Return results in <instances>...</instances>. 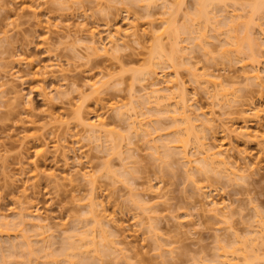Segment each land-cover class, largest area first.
Returning a JSON list of instances; mask_svg holds the SVG:
<instances>
[{
    "label": "rangeland",
    "instance_id": "rangeland-1",
    "mask_svg": "<svg viewBox=\"0 0 264 264\" xmlns=\"http://www.w3.org/2000/svg\"><path fill=\"white\" fill-rule=\"evenodd\" d=\"M101 1H104V3H101V5L103 4L101 11L96 8V5H90L88 2L84 12L82 10L77 11L74 8L62 9L53 0H0V79L2 81L4 78L6 79L2 83H6V86H2L3 90L0 89V92L3 91L2 94L0 93L1 99L4 97V101L2 100L4 103L0 101V214L6 215L5 218L8 216V219L14 222L16 216L12 211L18 213L20 202L24 200L32 201L36 207V209L33 208V211L40 213L43 220L46 219L43 221L44 224L50 226V230L52 229L50 233L52 232V235L56 237L52 239L54 243L51 248L53 254H61L60 252L63 251L62 249L66 243L65 239L67 240L66 236H71L76 231L81 233L83 227L90 224H87L86 221L90 216L88 211L93 196L92 188L88 184L89 182L73 177L78 170H87L97 178L98 182L96 201L99 202V207L97 212L100 214L104 210L103 212L106 215H110L107 216L108 219L111 218V222L106 220L109 224H113H110L111 226L115 227L109 225L113 229H108L109 231L113 230L112 233L116 230V235L119 238L117 239L114 234L113 236H111L112 234L109 235L108 246L110 247L106 248L105 251L104 247L100 248L102 259L93 258L92 256L87 264H202V261L206 263L205 260H211L219 253V249H217L219 242L222 241L223 244H227L228 240L229 243L233 242L232 236L234 233L231 234L233 230H237L238 232H233L241 234V237L244 235L243 238H246L250 235L249 230L258 225L255 217L256 212L260 213L261 216L263 215L262 218L264 217V141L258 138L248 140L245 136L246 141L241 134L235 136L236 131L234 130L235 128L239 133L244 128L243 125H246L249 126L254 135L264 133V111L261 118H256L250 110L255 106L264 110V90L251 85V82L247 81L246 83L244 76H240V80L238 77L239 74L242 75V69L239 64H231L222 56L221 46L225 39L223 41L221 39L225 36H220L217 39L213 36L214 33L211 30H207L208 41L211 43L208 46L209 53L198 47H193L190 41L185 39L182 46L188 49H186L185 55L182 53L179 58L180 62H184V65L179 69V78L187 89L188 98L194 106L192 109L198 110V108H201L200 112L201 110L203 113L205 112L206 118L211 119L214 117V123H216L215 125L211 124L212 129L205 130L204 135L207 136L204 137L205 141L212 145H224L228 150H226L228 158L231 156L229 162L233 163V167L244 178L232 183L227 178H222L214 173L206 178L204 174L196 175L193 172L195 176L193 175L194 180H191L189 175H191L192 170L189 172L190 169L184 163L182 155L178 153H175L173 157L171 156L172 158L170 157L169 166H164L160 160L152 155L151 146L154 143L160 144L161 140L174 138V129L171 128L170 119H164L158 115H148L150 111L148 107L143 106L141 110L135 101L136 98L134 99L131 96L133 92L136 93V96L140 95L142 87L152 80H156V76L142 82L136 81L134 76L137 73L141 74V71L148 69L150 66L147 60L152 48L150 44L153 42L150 39L152 33H148V31L151 30L152 22L157 20L154 24L158 25L157 29L160 27L161 20L170 18V15L165 14V12L172 10V12H177V16H175L177 17L176 25L182 26L185 24L184 15L192 13L199 0H168L171 7L169 10H166L164 0H147L152 3L149 10L145 7L147 2L145 3L142 0H111L109 9L106 7L105 0ZM26 6L37 9L36 16L33 15L34 13L32 14L31 10H24ZM103 7H105V10ZM93 8L96 9L93 10ZM232 9V6L229 7L225 11L226 13H222L224 11L220 10L218 13L219 18L223 20L233 12ZM84 25L89 32L90 30L97 31V35L100 37L96 35L95 40L99 42L101 39L99 44L96 43L97 46L101 47L102 44H105L104 46L109 48H111L107 40L109 33H105L108 27L106 28L105 25H111V28H113L111 30L114 32V29L119 27L122 30V38H124L126 46L121 45L122 51L117 55L113 53V50L107 55L102 53L92 55L87 49V46L90 45L88 31L80 32L77 29ZM132 26H135L137 31L139 29L137 33L143 36H140L139 44L136 43L137 41L135 42L132 35L134 30L129 29ZM255 27H257V24H255ZM255 27L253 28L255 36L262 38L259 28ZM160 29L162 28H159V31H161ZM224 29L221 27V32ZM144 31H147V34H144ZM126 32H128L127 35ZM182 36L187 38L186 34ZM163 38V43L169 46L170 43L166 36ZM192 48L193 50H191ZM246 52L249 53L247 50ZM258 54L264 62V49L258 50ZM12 56H17L18 59L23 60L21 65L14 63L11 66H16L14 71L16 70L20 75L15 73L19 78L23 77L20 80L10 75L14 71H10V74H8V72L6 73L7 69L4 68L5 65L6 68L7 65H10ZM115 56L119 58L116 59ZM11 67H9V70ZM41 67L47 68V75H35ZM152 67L159 74L162 81L169 78L171 80L176 79L172 69L165 70V74L162 66L154 64ZM262 68H264V64H262ZM188 69L198 71L199 75L202 72H204L202 74L211 73L213 70L216 72H213L214 74L220 73L225 82L231 83L230 86H233L234 90L238 87L236 89L239 92L236 90L234 94L237 98L235 99L234 96L235 100L232 99V102H230V104H233H231L232 107L229 105L226 108L225 106H223L224 108L218 106L206 91L205 85H202V88L204 87L202 89L198 83L196 84ZM208 70L209 72H205ZM2 71H5V73H2ZM16 74L15 76H17ZM232 74L238 75L237 79ZM1 75L6 76L3 78ZM230 77L235 78L234 81ZM1 80L0 85H2ZM96 80L109 81L108 90L102 95L92 94L89 90V85ZM235 80L236 83H234ZM243 80L245 81L243 82ZM234 84H237L235 88ZM247 84H250V86H247ZM11 86L14 89L7 90L12 89ZM233 89L232 91H234ZM14 91L17 93L19 91L22 98L16 100L21 102L15 100V103L13 102L14 99H9L15 97ZM11 92H13V96ZM79 94L80 96L82 94L86 99L85 104L88 106L86 111L95 110L94 104L98 96L104 98L102 103L108 109L99 107L100 111L96 110L101 115L105 112L104 115L109 122L108 128L112 129L111 134L116 139L115 145L112 144L110 147L114 146L117 154L112 155L108 150H100L97 147V142L89 138V135L84 133L83 128L71 116L75 108L71 106L73 104V106H76L75 103L77 104L80 101ZM7 100L9 102L12 100L13 105L10 103V106H7L6 103H9ZM233 100L234 102L239 100L238 104L233 103ZM27 102L32 104L33 109V112L30 111L33 114L31 116L28 114L29 117L25 113L27 107L24 109V104H27ZM113 102L122 105L124 111H131L133 107H136L139 111L146 113L147 115L141 117L144 119L142 123L146 125L147 122H151L150 126L142 125V128L135 131L128 118L120 117L117 111L109 108ZM18 103L19 106L15 107L14 105ZM20 104L23 105L20 106ZM100 108L106 110L103 112ZM107 110L110 112L108 113ZM246 110L249 111L244 113L243 111ZM200 112L196 111L195 113L200 114ZM50 114H54L53 116L63 115V119L66 123L69 122V125L66 123H63V125L52 123L46 129L40 130L45 123H50ZM30 118L36 122L34 127H31L28 122ZM202 118L204 120L203 115ZM24 120L27 124L21 122ZM158 121H160L159 123H161L163 129L154 131L153 125H156ZM221 123L227 128H231L230 130H234L235 133L232 134L230 133L232 131H229L228 133L231 136L227 132L225 135L223 129L226 127L224 126L222 129L223 125ZM60 126L62 127L59 128ZM25 128H27L26 131ZM147 129L151 130V136L145 133L144 130ZM203 131L200 130V132ZM24 135L32 137L25 140L21 145V138ZM200 135L203 136L201 133ZM39 136H43L42 139L44 138L49 143V151L44 158L36 160L35 151L38 148L36 138ZM61 139L62 141H60ZM58 140L60 143L57 142ZM19 143L24 147L21 148ZM55 143L61 145L57 151L54 150ZM129 148H132V150L130 151ZM188 149L189 155L194 157L196 155H193L196 153L194 144ZM22 156L25 159L27 158L23 163V168L20 164V166L18 165V160ZM33 159L36 165L40 167V171L38 170L40 174L41 170L42 172L46 171L47 174L54 172L60 178L63 179V176H67L70 180H61L60 183L54 181L57 183L55 184L50 177H45L50 180H46L44 177L38 178L43 174L38 175L37 179L29 176V174L33 175L35 169L33 166H36L28 163V161L32 162ZM128 161H130V174L127 173L126 176H123V163H128ZM20 168L26 173H22L23 171ZM38 179H41V181ZM71 179H73V183ZM28 180L29 182H27ZM31 185L36 187L33 188ZM130 187L136 188V192L134 190L130 191ZM24 188H28V192ZM24 190L26 191L24 192ZM22 193H26L25 197H21L23 196ZM142 194L141 200L148 201L144 204H149L152 210L149 209V206L150 211H147L145 210L147 207L140 209L141 204L138 203L139 206L137 205V196ZM17 200H19V203H17ZM212 201L224 203L222 205L224 209L228 207V210H225L227 211L225 219L232 223L227 224V220H222L224 216L212 217V213L208 211L211 209L209 206H211ZM100 202L102 205H100ZM16 207L17 209H15ZM141 221H144L143 224L146 225L143 226ZM146 222L148 224L155 223L156 227L150 230ZM31 224L26 228L35 231L37 228H32L33 224ZM90 225L88 228H90ZM229 225L234 227L230 229ZM13 228L10 227L0 231V264H2L4 256L8 264H35L34 261L30 263L26 251H23L25 249L21 247V243H23L21 242L23 241L21 236L23 233L25 236H27L26 234L36 235L37 233L24 230L22 232L20 229ZM84 230L87 231L86 228ZM48 231L49 229L47 235L50 236ZM95 233L98 234L97 231ZM96 234L94 236L98 240ZM31 238L33 239V237ZM49 240L51 239L49 238ZM248 242L252 245L251 241ZM35 243L37 244V241ZM158 244H162L165 249H168V253L166 252L163 258L160 255L162 252L159 251ZM114 245L117 247H113ZM251 245L248 246L250 250ZM259 246L257 244L256 249L263 251L262 248L264 247ZM249 253L248 256H251L250 251ZM261 253H264V251ZM40 258L46 259V257L41 256ZM58 259L60 260V258ZM46 261L47 259L44 260V262ZM239 263L242 264V262ZM248 264H251V262Z\"/></svg>",
    "mask_w": 264,
    "mask_h": 264
},
{
    "label": "bare ground",
    "instance_id": "bare-ground-1",
    "mask_svg": "<svg viewBox=\"0 0 264 264\" xmlns=\"http://www.w3.org/2000/svg\"><path fill=\"white\" fill-rule=\"evenodd\" d=\"M53 1L56 2L59 5V7L62 9L68 10V9L74 8L77 11L82 10L84 12L86 11V7H87L86 3H88V2L90 3V5L91 4L96 5L97 7L96 6L95 7L100 9V11L102 10L101 8L103 5V4L101 5V3H104V1H101V0H53ZM110 1L111 0H105V2L107 4L106 5L107 9H109L111 7L109 5ZM142 1L145 3L147 2L145 7L149 10L152 6V3L150 1L148 2L147 0H142ZM164 1H165L164 4L166 7V10L171 9V7L169 6V1L168 0H167L168 2L166 0H164ZM99 5L101 7H98ZM231 6L233 8L232 9L233 12L231 14L227 15L223 20H221L218 16L219 11L221 10V11H224L222 13H226L225 11L227 9H229V7H231ZM96 8H93V10ZM25 9L31 10L32 14L34 13L33 14L34 16H36V14L38 13L37 9H34L32 6H28V7L26 6L24 8V10ZM98 9H97V11H98ZM103 9L105 10V7H103ZM194 10L192 11V13H187L186 15H184L185 16V18H184L185 24L182 25L183 27L176 25L177 24L176 23L177 17H175V16H177L176 15L177 12H172V10L170 12L169 11L165 12V14L170 15V18L161 20L159 23L160 27H158L157 29H156V27L158 25H154L157 20L156 21L154 20L155 22L154 21L152 22V25L150 27L151 30L148 31V33L149 32L152 33V35H151L152 37L150 39L153 42L152 44H150V45H152V46H150L152 48L150 50V53L148 55L149 58L147 60L150 64V66L148 69L141 71L142 72L141 74L140 73L135 74L134 79L136 81L142 82V81L148 80V78H152V76H153V78H154V76H156V78H155L156 80H152L146 86L144 85V87H142V91H141L142 93L140 95L136 96V93L133 92L131 94V96L134 99L136 98L135 101L138 103V108H140L141 110H142L143 106L148 107V109L150 110L148 115H150V116H154V115L162 116V118L168 119V120L170 119V121H171V128L174 129V131H173L174 138H172V139L167 138V140H165V141L161 140L163 143L162 142L160 144L154 143L151 146V149L153 150L152 155L155 158H157L158 160H160L164 166H166V167L169 166L170 160L173 157V155L175 153H178V154L182 155V158L184 159V163L187 164L186 166L188 167V169H190L189 172H191V170H192V172H191L192 176L189 175V178L191 180H194V178H193V175L195 176L194 173H196V175L197 174L198 175L204 174L206 178H208L210 174L214 173V174L221 176L222 178H227L229 180V182L235 183L234 181L239 180V179H243L244 176L239 174V171L236 170L235 167H233L232 162H229V158L231 156L228 158V155H227L228 150L225 148L224 145H222V146L221 145L217 146L214 144L212 145L211 143L209 144L205 141L204 137H207V136L204 135V132H206L205 130H207V129L208 130L212 129L211 124H214V125L216 124V123H214L215 119H214V117H212L211 119L206 118L205 112L203 113L202 110H201L202 113L200 112L201 108L199 109L197 107L198 110L192 109V108H194V106L191 104V102H190L191 100L188 98V95L186 93L187 89L184 87L183 81H181L179 78V69L181 68V66L184 65V62L183 61L180 62L179 58L182 56L181 55L182 53H183V55H185V52L187 51L186 49H188L187 47L185 48L182 46V43L184 42L185 39H188L190 41V44H192L193 47H198L201 50H205L206 52L209 53L210 49L208 48V46H210V44H211L210 41H208L209 35H207L208 34L207 30L209 29L214 33L213 36L217 39H219L220 36H225V38L221 39L222 41L225 39L223 41V45L221 46L222 47L221 53L225 59H227L228 61L231 62V64L232 63H234L235 65L239 64L240 68L242 69V73H241L242 75L239 74L238 78H240V76H242V77L244 76L246 83H247V81L249 83L251 82L250 83L251 85L257 86L261 90H264V68H262V64H264V62L262 61V59H260L261 57L258 54V50L264 49V28H263V24H264V0H199L195 5ZM104 12H106V11H104ZM148 16H149V14H148ZM221 22H222V25H221ZM223 22H224V24H223ZM255 24H257L259 31L262 33V35H261L262 38L260 36L259 37L255 36L256 34L253 32V28L255 27ZM105 26H106V28L108 27L106 29L105 33H107V32L109 33L107 40L109 41L108 44L110 45L111 48L104 46L105 44H102L103 47H102V45H101V47L96 45V43L98 42L97 40H95V38H97V37H95L97 35L96 30H90V32H89L88 30H86L87 27L85 25L77 28L78 31H80V32L84 31V30L88 31V36L90 38V45L87 46V49L91 52L92 55H99L101 53L104 55H107V54H110L111 50H113V53H116V55H117L120 51H122L121 45L126 46V44H125L126 42H125L124 38H122L123 35H122L121 28L118 27L117 29H114L115 30V32H114L111 30V29H113V28H111V25L110 26L105 25ZM154 26H155L156 30L154 29ZM252 26H254V27H252ZM221 27L223 29L225 28L224 30H222V32H221ZM257 27H255V28H257ZM159 28H162V29H160L161 31H159ZM129 29L134 30L132 35L135 38V42L137 41L136 43L139 44L140 43L139 38L141 36L140 34L137 33L139 31V29L137 31L135 29V26H132L131 28L129 27ZM98 33H99V35L101 34L100 31ZM127 33L128 32H126V35H127ZM144 34H147V31H144ZM183 34H186L187 38L183 37L182 36ZM164 36H166L167 40L169 41V43H170L169 46H166L163 43V39H164L163 37ZM98 37H100V36H98ZM102 37H104V36H102ZM141 37H143V36H141ZM100 41H101V39H100ZM99 42H98V44H99ZM191 50H193V48ZM246 50L249 51V53L246 52ZM186 54L189 55L188 53H186ZM11 58H12L11 62L9 63L10 65H7V68H6V65L4 67L5 69H7V71L6 70L5 71H6V73L8 72V74H10L9 73L10 71L13 72L15 67H16V66L11 67L12 64L18 63L19 65H21V63L23 62V60L21 61L20 59H18L19 57H17V56H12ZM115 58L118 59L119 57L115 56ZM187 59H189V58H187ZM154 64L162 66L164 73H165V70L172 69L173 74H175L176 79L171 80L170 78L169 79L166 78L167 80L162 81V79L159 78V74H157L152 67ZM9 67H11L10 70H9ZM5 71H2V73L3 72L5 73ZM189 71L191 73L193 80L196 82V84L198 83L201 88H202V85H205L206 91L210 94L211 98L213 100H215V102L217 103L218 106H221V108L223 106H225V108H226L227 105L232 107L231 106L232 103L230 104V102H232V99H234L233 98L234 96H235V99L237 98L236 95H234L236 93V90H238V89H236L238 87L235 88V86L237 84H234V88H235V90H234L233 86H230L231 83L225 82L224 79L221 78L220 73L214 74L216 72H214L213 70L211 73L202 74V73H204V72H202V73H200L201 75H199L197 73L198 71L195 72V70H192V69H190ZM15 72H16V70L13 73H11L10 75L12 77H16L18 79L19 78L18 75H20V74L18 72H16L18 74L17 75ZM205 72H209V70L205 71ZM15 74L17 76H15ZM47 74H48L47 68L41 67L37 70V74H35V75H44L45 76ZM223 74H225V73L223 72ZM233 76L236 77V79H237L238 75L237 76L233 75ZM22 78H19V80ZM4 79H3V81L0 79L2 81L1 84L4 82ZM14 79H12L13 82H15ZM233 79H235V78H231V80H233ZM240 80H241V78H240ZM245 80H243V82ZM9 81H10V79H9ZM234 83H236V80ZM250 84L249 85L247 84V86H250ZM0 86H1L0 89L3 90V87L6 86V83L2 84ZM89 86H90L89 90H91L92 94L102 95L105 93V91L108 90L109 81L96 80V81H93ZM11 88H12V86H11ZM13 89H14V87L12 89H7V90H13ZM232 89L234 91H232ZM204 91H205V89H204ZM1 92H3V91H1ZM237 92H239V90ZM1 94H0V101L2 103L4 101V97L1 99ZM11 95L13 96V92H11ZM14 95H15V97L11 96L12 98H9L12 100L14 99L13 102H15V100L18 98L19 99L22 98L19 91H18V93L15 92ZM79 96H80V94H79ZM80 97H81L80 101L77 102V104L75 103L76 106H73L74 104L71 106L73 108L75 107L71 113V116H73V118L78 122V125H80L83 128L82 130L84 131V133H87L89 135L88 136L89 138H91L97 142V145H98L97 147L100 148V150H102V151L108 150V151H110V153L112 155L117 154L115 152L114 146L110 147L112 144L116 143V139L111 134L112 129L110 130L108 128L109 122L107 121V117H105V115H104L105 114L104 110H106V109L103 110L100 108L104 112L103 115H101V113L100 114L97 113V110H96V109L99 110V107H102V108L105 107V105L102 103L103 102L102 99H104V98L102 96L101 97L98 96L96 103L95 104L93 103L96 111L93 109L86 111V108H88V106H86V104H85L86 99L84 98V96L82 94ZM5 98H7V97H5ZM234 100H233V103L238 104L239 100L238 101L236 100L235 102H234ZM7 101L9 102V100H7ZM11 101L8 103L9 105L5 102L6 105L10 106ZM16 102H21V101L16 100ZM12 103H11V105H13ZM22 105L23 104H20V106H22ZM25 105H28V106H25ZM31 105L32 104L30 102H29V104H28V102H27V104H24V109H25V107H27L25 109V113L27 114L26 116H28V114H30V116L33 114V113H30V111L33 112ZM14 106L15 107L19 106V103L15 104ZM14 106H12V107H14ZM105 108H107V106ZM109 108H112L113 111H117V114L120 117H122V118L124 117L125 119L128 118L131 121L135 131H138V129L142 128V125L143 126L145 125L144 123H142V121L144 119H142L141 117H143L144 115H147V114L143 113L142 111H139L136 107H133V110H131V111H129V110L124 111L122 105H120L118 102H113L112 104H110ZM195 110L199 111L200 114L195 113L196 112ZM250 110H251V112L254 113L253 115H255L256 118H261L262 112L264 111L263 109L257 108L256 106ZM110 111L107 110L108 113ZM248 111L249 110H246L243 112L245 113ZM53 115H51V114L49 115V116H51L50 117V123L49 122H48L49 124L45 123L40 128V130L46 129L48 127V125H51L52 123L53 124L56 123L58 125H63V123L64 124L66 123V121L63 119V115H60V116L59 115L53 116ZM68 115H69V113H68ZM202 115L204 117V120H202L203 119ZM200 116H201L202 121L200 120ZM32 118H30L28 122L31 125V127H34L36 122L34 120H31ZM21 120H23V118H21ZM25 120L21 121V122H23V124H25L26 123ZM197 121H201V122H197ZM159 122L160 121H158V123L156 125H153L154 131H159V130L163 129L161 123H159ZM59 123H61V124H59ZM150 123L151 122H147V124L145 126H150L149 125ZM66 124L69 125V122ZM224 126L225 125L222 126V129ZM243 126H244V128H242L243 131H241L242 130L241 129L240 132L238 131L239 133H237V130L235 128H234V130L236 131V133L234 130H230L231 128H227L226 126H225L226 128L223 129V131L225 132V135H226V132H227V134H229L228 132L232 131L230 133H232V134L235 133V136H237V134L238 135L241 134L243 137L246 136L248 138V140H250L252 138H255V139L258 138V139H261L262 141H264V133H262V134L256 133L254 135V133L250 130L249 126H246V125H243ZM61 127L62 126H60L59 128H61ZM59 128H57V129H59ZM200 128L202 129V131L203 130L204 131L200 132V130H201ZM26 129L27 128H25V131H26ZM144 131L148 136L152 135L151 130L147 129ZM200 133L203 136H201ZM31 137L32 136H29V135L22 136V138H21L22 140L20 142L21 145L23 144V142L25 140H27ZM42 137L39 136L36 138V140H37L36 142L38 145V148L35 151V157H37L36 160H38V158L39 159L44 158L47 155V152L49 151L48 150L49 149V143L44 138L42 139ZM246 137H245V139H246ZM80 140H79V142H80ZM60 141H62V139ZM60 141L58 140L57 142L60 143ZM246 141H247V139H246ZM20 143H19V146H21ZM78 144H80V143H78ZM192 144H194V147L196 148L195 149L196 153H194L195 151L193 152L194 153L193 155L196 154L194 157L197 156V158H195V159H194V157H192V155L190 156L189 155L190 153L188 152V150H189L188 148H190V146ZM54 146H55V148L53 147L54 150L57 151V150H59V146H61V145L60 144L56 145V143H55ZM23 147L21 146V148H23ZM131 150H132V148L130 149V151ZM226 155H227V157H226ZM191 158H193L194 160H192ZM26 159L23 158V156H22V158L20 157V160H18L19 161L18 165L20 164L21 167L23 168V163L25 162ZM130 161H128V163H126L127 161L123 163V166H124V169H123L124 173H122L123 176H126L127 173L130 174V172H129V169H130L129 162ZM28 163L36 165V162L34 159L32 162L28 161ZM33 167L35 168V169L33 168L34 171L32 170L33 175L29 174V176H32L36 179H37V176L38 175L40 176L41 174H43V175H41L38 178L50 177L53 180V182L55 181V182L60 183L61 180L67 181L69 179L67 176H66L67 179L65 176H63L64 178L62 179L58 175L54 174V172L53 173L49 172L47 174L46 171L45 172L43 171L46 174L45 175L41 170V174H40V172H39L40 167L37 165L33 166ZM22 168H20V169L22 170ZM24 172L25 171H23L22 173H24ZM23 176H25V175H23ZM73 177H77L78 179L80 178L83 181H86L87 183L89 182L88 184L92 188L93 196H92V199L90 200V204H89L90 208L88 211L90 216L87 218V221H86L87 224L92 223V225L89 224L90 228H88L89 225L88 226L85 225L87 227H83L84 229L86 228L87 231H85L83 229V230H81V233L80 232L77 233V231H76L75 234H72L71 236L70 235L66 236L67 240L65 239L66 238L65 237L64 239H65L66 243L64 246L65 241L63 242L64 248L62 249L63 251L60 252L61 254H59V255L57 253L55 255L53 254V251L51 250L52 246H54L52 239L56 238V237L54 235H52V232L50 233V231L52 230V229L50 230V228H49L50 226L49 225L47 226L46 224H44L45 222H43V221H45L46 219L43 220L42 215H40V213L33 211V208L36 209V207L32 201H29V200L25 201L24 200L25 202L23 201V202L19 203L18 202L19 200H17V203L20 204L18 206L19 207L21 206V207L19 209V207L17 206L18 210H19L18 213H15V211L14 212L12 211V213L15 214L14 216H16L15 219L17 218L16 220L14 219V222L10 221L8 219V216H7V218H5L6 215H4L3 213H2L3 215L0 214V229H1L0 231H4L5 229H9L10 227H14L13 229H16V230L20 229V230H22V232H23V230L26 232H29V231H31V229L29 230L26 227H28L31 223L33 224V225L31 224L33 227L32 226H30V227H32L34 229L37 228L35 231L32 230L33 233L34 232H35V234L37 233L36 235H34L32 233L33 235L26 234L27 236H25L23 233L21 236V237H23V239H22L23 241H21V242H23V243H21V247L23 249H25L23 251L24 252L26 251L25 253H26V256H28L30 263L31 262L33 263V261H34L35 264L36 263L39 264L40 262H41L40 264H87L92 256H93V258L96 257V258H99L100 260L102 259V256H101L102 251L100 250L101 247H104V251L106 248L110 247V246H108V237L111 234H112L111 236H113V234L115 236L116 230L114 229L115 230L114 233H112L113 230L109 231V229H113L115 227V226H111L113 224L110 223L111 224L110 225L108 222L111 220V218L108 219V216H110V215L107 214L108 215L107 216L103 212L104 210L101 211L100 214L97 212L98 211L97 208L99 207V202L96 201V199H97L96 191L98 189L97 178L92 176V173L87 171V170H85V171L78 170L76 175ZM31 179H33V178H31ZM38 180L41 181V179H38ZM38 180H37V185L39 183ZM46 180H50V179H46ZM52 180H51V182H52ZM72 180L73 179H71V182H72ZM74 180L76 181V179H74ZM27 182H29V180ZM55 184H57V183H55ZM31 186H33V185H31ZM34 187H36V186L34 185L33 188ZM24 189H26V188H24ZM135 189L131 188L130 191H132V190L135 191ZM203 189H205V188H203ZM26 190H24V192ZM27 192H28V190H27ZM135 192H134V194H136ZM25 194H23V196H21V197H25ZM142 196H143V194L141 196H137V198H138V199H136L137 205H138V203H140L141 205L140 206L138 205L140 207V209H145L147 207L145 210H147V211L149 209L152 210L150 208L149 204L148 205L144 204V203H147L148 201L146 202L144 200H141L140 197H142ZM133 201H134V199H133ZM138 201H141V202H138ZM17 203L15 202V204H17ZM100 205H102V203ZM222 205H224V203H218L217 201H215V202L212 201L211 206H209V208L211 207V209H209L208 211H209V213H212V217L213 216L214 217L224 216L222 218V220L224 219V221H226L227 219H225L226 218L225 214L227 213V211H225V210H228V207L226 208L224 206L226 208V209H224ZM148 206H149V209H148ZM17 207L15 209H17ZM142 207H144V208H142ZM208 211H206V213H208ZM256 214L257 215L255 217L257 219L258 225H257V227H253L254 225H250L253 227V229L251 228L252 230H249V234L251 236L249 235L248 237L243 238L244 235L241 237L240 236L241 234L239 235L238 233L233 232V231L238 232L237 230H233L231 233L232 235L234 233V235L232 236L233 242L229 243V240H228L227 244H225V243L223 244L222 241L219 242L220 244L218 243L219 245H218L217 249H219L221 251V253L218 250L219 253H217L216 257L214 256L213 258H211V260H205L204 261V262L207 261L208 263L207 262L203 263V261L201 263L202 264H241L239 262H242V264H248L251 262V264H255V263L256 264H264V256H263L264 253H261L264 251V248H262V247H264L263 246L264 245V219H263L264 217L262 218L263 215L261 216V214L258 212H256ZM149 218L151 219L152 217L150 216ZM143 222L144 221H141V224H143ZM226 222L228 224L231 221L228 222V220H227ZM154 224L155 223H153V224L149 223L148 229L153 230L154 227H156ZM107 225H108V227H107ZM109 225L113 228H111ZM144 225H146V224L144 223L143 226ZM152 225H154V226H152ZM232 225H229L230 229H232V227H234ZM3 227H4V229H2ZM6 227H9V228H6ZM48 229H49L48 232L50 233V236L47 235ZM91 229H92V231H91ZM96 229H98V230H96ZM38 230H40V231L42 230V231L40 232ZM36 231H38V232H36ZM95 231H97L99 235L96 234ZM246 232L248 233V231H246ZM95 234L97 235L98 240H96V236H94ZM117 236L118 235H116L115 237L117 239H119ZM31 237H33L34 240ZM28 238L32 239V240H29ZM49 238L51 240H49ZM99 238H101L100 239L101 241L99 240ZM36 241H37V244L35 243ZM248 241H251L253 246ZM52 243H53V245H52ZM222 244L225 245V247H223ZM246 244L249 247L251 245V247H252L251 250ZM257 244L262 246L261 248L263 251L256 249L255 246H257ZM14 246H16V245H14ZM115 246L116 245H114L113 247H115ZM219 246H220V248H219ZM227 246H228V248H227ZM37 247H39V248H37ZM158 247H159L158 248L159 251L162 252V253H160V255L163 258L164 254L166 252L168 253V251H167L168 249H165V247L162 246V244L161 245L158 244ZM117 250H119V249H117ZM257 250H259L261 252H259ZM249 251L251 252V256L250 255L248 256V254H250ZM42 253H44V254H42ZM169 253H171V252H169ZM40 256L46 257L47 261L44 262V260H46V259L40 258ZM56 256H58V257H56ZM58 258H60V260ZM2 264H8L5 256L2 259Z\"/></svg>",
    "mask_w": 264,
    "mask_h": 264
}]
</instances>
